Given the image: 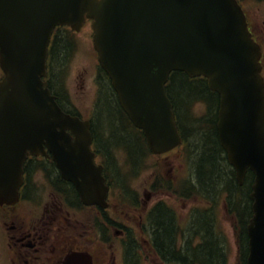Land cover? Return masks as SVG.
Segmentation results:
<instances>
[{"label": "water", "instance_id": "water-1", "mask_svg": "<svg viewBox=\"0 0 264 264\" xmlns=\"http://www.w3.org/2000/svg\"><path fill=\"white\" fill-rule=\"evenodd\" d=\"M86 17L120 104L153 152L181 142L164 86L171 70L202 74L219 93V142L239 183L247 168L255 174L247 263L264 264V81L236 0H0V188L43 143L65 178H85L89 122L65 113L42 76L53 28L79 29Z\"/></svg>", "mask_w": 264, "mask_h": 264}, {"label": "flooded vegetation", "instance_id": "flooded-vegetation-1", "mask_svg": "<svg viewBox=\"0 0 264 264\" xmlns=\"http://www.w3.org/2000/svg\"><path fill=\"white\" fill-rule=\"evenodd\" d=\"M85 25L91 28V21ZM251 32L264 58L257 22ZM3 77L0 66V81ZM124 148L92 146L102 186L99 176H90V171L75 186L61 177L54 161L37 162L29 153L17 197L0 193V264H184L188 251L201 244V233L211 235L224 249L223 222H231L235 233L244 215L220 208L221 193L210 195L197 185L195 147L177 148L179 164L186 165L183 176L160 175L155 170L143 187L137 186V179L149 155L133 161ZM171 196L184 200L181 210L167 200ZM117 203L125 207L120 209ZM161 224L171 231L174 247L161 237ZM236 245L240 249L238 239Z\"/></svg>", "mask_w": 264, "mask_h": 264}, {"label": "trees", "instance_id": "trees-1", "mask_svg": "<svg viewBox=\"0 0 264 264\" xmlns=\"http://www.w3.org/2000/svg\"><path fill=\"white\" fill-rule=\"evenodd\" d=\"M74 49L75 45L68 31L59 27L49 49V66L52 74L55 75V80H50L49 86L58 96L62 106V99L69 101V95L58 72L67 65V59ZM100 86L101 98L97 107L96 126L100 131L101 145L115 144L126 147L127 149H124L131 156V160L139 162L141 159L138 158L141 154L149 153L143 133L133 126L120 107L115 91L104 72L100 79ZM166 88L173 103L184 144L195 147L197 185L210 195L224 194L228 209L239 210L241 216L244 215L241 226H243L242 237L245 243L244 245L242 240L244 245L242 251L245 254L247 249L244 234L245 219L247 220L251 213V201L248 194L252 174L249 172L244 184L239 185L234 169L227 162L216 129L219 96L209 89L205 77H189L182 71H174L170 74ZM198 104L204 106V111H197ZM160 227L164 229L161 237L174 247L169 228L165 224H161ZM167 229L169 232L165 231ZM201 236V244L188 251V262L184 264H224L225 252L221 249L220 242L214 240L211 235L201 233ZM241 264H245V257Z\"/></svg>", "mask_w": 264, "mask_h": 264}, {"label": "rangeland", "instance_id": "rangeland-1", "mask_svg": "<svg viewBox=\"0 0 264 264\" xmlns=\"http://www.w3.org/2000/svg\"><path fill=\"white\" fill-rule=\"evenodd\" d=\"M242 1L246 8V13L250 22H252V24L254 22V25L257 22V26L260 28L264 45V0ZM75 37L78 42L77 49L69 62L67 75L65 76V87L70 94L73 106L79 110L83 117H86L89 113L91 114L96 96V58L93 53V49H91L86 29H84L82 33L76 34ZM196 108L197 111L202 112L204 106L202 104H198ZM180 155L181 152L179 150H175L167 157L150 155L145 163V169H142V174L139 175L138 179L136 177L132 183H134L137 179V186L143 187L144 182H147V179L151 178L153 174L155 175V170H159L160 175L164 174L172 177L183 176L185 174L186 165L182 167L179 164L178 158ZM178 168H181L184 171H177ZM163 192L166 193V191ZM167 200H169L170 204L176 209L181 210L184 207L183 199L180 201L178 198L175 199L174 196H171V199ZM196 204L198 205L203 203L196 202ZM117 207L122 209L125 206H119V203H117ZM220 208H224L223 203H221ZM231 226V222H223L222 232L227 252V264H235L237 254L236 237L234 228Z\"/></svg>", "mask_w": 264, "mask_h": 264}]
</instances>
